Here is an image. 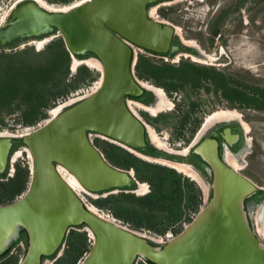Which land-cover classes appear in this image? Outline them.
Masks as SVG:
<instances>
[{
    "label": "water",
    "instance_id": "obj_1",
    "mask_svg": "<svg viewBox=\"0 0 264 264\" xmlns=\"http://www.w3.org/2000/svg\"><path fill=\"white\" fill-rule=\"evenodd\" d=\"M156 1L86 0L68 10H53L36 0H21L0 24L1 50L20 48V41L28 38L61 36L73 58L94 57L103 65L98 89L25 135H0V173L9 171L17 139L32 155L27 191L0 204V256L25 229L28 242L19 264H43L44 257L61 251L72 228L83 226L94 242L79 264H137L140 259L155 264H264V242L247 210V199L261 188L220 156L216 138L200 141L201 131L187 153L160 150L163 155H153L182 162L192 150L213 172L208 202L164 243L91 210L59 171V166L67 169L90 193H136L132 185L140 187L135 170L113 164L91 134L141 154L151 140L148 125L131 110L128 99L145 90L136 75V47L159 54L171 48L174 26L149 16V4ZM223 137L232 146L241 135L226 128Z\"/></svg>",
    "mask_w": 264,
    "mask_h": 264
},
{
    "label": "rangeland",
    "instance_id": "obj_2",
    "mask_svg": "<svg viewBox=\"0 0 264 264\" xmlns=\"http://www.w3.org/2000/svg\"><path fill=\"white\" fill-rule=\"evenodd\" d=\"M20 1L1 0V12L3 14H9L5 21L9 18L13 8ZM46 1L52 4H56L57 6H64L68 5L71 2H74L75 0L69 2H65L62 0ZM172 1L173 0H169L163 4V6L161 7L162 13L161 11L158 12V14H160L159 19L173 23L174 25L179 27L180 30L178 31V33L183 39L196 42L198 46H200L208 54L212 55L208 58L206 57L201 59H195L196 55H192V57L182 56V59H178L176 64H180L183 61H188L190 63L215 68L218 71L229 75V77L234 79L236 83H243L239 85L240 87H244L246 90L250 89L251 91V88H256L257 86L264 87V0H246L245 3H242L240 5L238 0ZM5 21L3 23L0 22L1 26L5 24ZM213 29H218V32L216 34H213ZM59 37L61 36L54 37L53 35L45 37L43 39L28 38L20 41V48L14 50L17 51L25 47H38L37 49H43L50 41ZM46 38L51 39L49 40V42L46 41L45 44L41 48H39V44L36 42V40H44ZM136 51L138 57L140 56V54H144L148 57L159 60V58H157L156 56L154 57L147 51L139 49L138 47H136ZM76 58L83 61L86 60L80 59L79 57ZM81 65L87 64L82 63L78 65V67ZM71 67H73V65ZM78 67L75 70L72 69V72L76 73ZM87 67H89V69L93 71L95 80L82 85L79 89L74 90L73 92H70L66 97L58 98L47 109V118L37 121L34 125H24L19 119L20 111H17L16 113L7 115L5 117L4 122H2L4 124H0V131L9 130L13 134L16 133L14 135H18L19 133H23L27 130L32 131L40 124H43L46 119L51 118L52 109L58 107L60 103H68L70 99L82 98L85 95L92 93L94 87L97 85V81L102 76V72L98 68L90 67L89 65H87ZM139 79L143 82L148 81L152 83V81L150 80H145L142 78ZM162 88H164L168 97L173 101V106L171 110L167 109L161 112L163 113V116L160 120H155V118H159L161 114H159V116H156L157 114H152L151 112L145 110L143 107L139 106L138 102L133 101L135 113L139 115L147 125L153 127L154 131H156L159 137L162 138V141L168 142V145L172 147L180 143H182L183 146H186L184 144V141H188L189 144L195 139L197 134L202 130L206 122V118L210 113L220 109L237 110L240 113L239 120L244 125L242 134L243 139L246 138L248 144H246L245 151L243 152L241 158H238L236 155L232 154L228 149L225 152V157L226 159H228V155H232L233 158L237 160V164L240 166L239 171L246 175L249 179H251L257 186L264 188L263 108H257L245 104L241 105L240 101H236L234 105H231L230 101L224 97V93L222 92V90L220 89L216 91L214 85H212L211 89H208L206 88L205 84L197 87L187 84L184 86V88L177 90L175 89L172 90V92H169L165 87ZM246 124L248 128L246 127ZM91 138L100 148V150L103 151L105 156L111 161V159L109 158V154L116 153L115 150L112 149L111 145L118 144L113 143L111 139L95 133L91 134ZM19 149L22 151L21 155L14 158L15 152ZM127 151L133 153L135 156L147 162L162 165L168 168H173L172 166L164 164L156 159L143 156L137 153V151L135 150ZM19 162L23 165H28L29 167H31L32 164L28 150H26L22 146L13 151L10 157V168L7 173L8 176H12L15 173L16 164ZM111 162L114 164L113 161ZM230 164L234 166L233 163ZM131 169L135 170L134 168ZM173 169H175L179 174L182 175L181 184L185 191H188L189 188L192 189L191 182H195V186L200 188L198 200H201V203L198 204L196 208L194 205V203L196 202L191 203L184 200L183 196L179 197L176 194V177L173 174L166 175V191H168L167 193H169L168 201L171 203L172 207H174L175 211H177V214L179 213L175 218L177 220L174 222V226H172V229L175 230L174 235H176L195 218L199 210L208 202L211 194L212 178L211 176H209V174L202 177L196 171L204 179L203 181L206 182L204 183L207 185V190H204L203 185H201L198 180L190 177L183 172L178 171L176 168ZM187 177L189 178V182L185 180V178ZM136 178L138 179L137 175ZM139 181L146 183L147 188L143 191H140L139 188L136 192L137 195H144L153 190V185L150 180ZM29 184L30 181L27 184V189L29 187ZM114 192L118 193L119 191ZM83 194L89 205H95L93 203V199L101 197L102 195H109V193L97 194L89 192H83ZM263 200L259 201V203L251 202L250 205L248 204V212L251 218V222L262 242H264V234L260 232V225H262L263 223V219L261 218H264V214L261 213L263 211L261 207L264 205ZM125 224H127L131 229L145 233L149 237L151 236V238L155 239V241L159 243H164L160 235L154 233L151 230L136 229L130 223ZM73 230L79 233L86 232V235L88 236V251H85L83 253V255L77 261V264H79L80 261L85 258V256L91 249L92 243L94 242V237L90 235V232H88L85 227L72 228L61 251L55 257L45 258L43 264H55L58 259L65 254L66 250L69 248V241L72 236ZM26 247V240L20 241L15 247H13V249L7 256L0 259V264H19L21 258L24 256ZM140 262L141 259L137 264H140Z\"/></svg>",
    "mask_w": 264,
    "mask_h": 264
},
{
    "label": "trees",
    "instance_id": "obj_3",
    "mask_svg": "<svg viewBox=\"0 0 264 264\" xmlns=\"http://www.w3.org/2000/svg\"><path fill=\"white\" fill-rule=\"evenodd\" d=\"M238 1L240 5L245 0ZM217 32L218 29H213V34ZM72 60V54L63 37L53 39L43 49L25 47L17 51L0 50V124L7 115L20 111L21 122L24 125H34L48 117L47 109L58 98L66 97L70 92L95 80L93 71L87 65L79 66L77 72L73 73ZM135 69L139 78L152 80L169 92L182 89L187 84L196 87L205 84L208 89L214 85L216 91L222 90L231 105L240 101L241 105L264 109V87L257 86L251 88V91L246 90L239 85L243 83H236L229 75L215 68L188 61L170 64L140 54ZM162 116L163 114L155 120H160ZM19 145H23L21 139L16 140L12 151ZM111 147L116 152L109 154L111 161L125 169L134 168L139 180L151 181L153 190L144 195L119 191L93 199V203L100 209L110 211L124 223L132 224L136 229H148L159 235H164L169 230L175 232L172 226L179 213L177 214L168 201L166 175L173 174L176 177V194L179 197L183 196L186 201L196 202L194 203L196 208L201 203V200H198L200 188L192 181V189L185 191L181 184L182 175L175 169L147 162L121 146L112 144ZM7 172L8 168L6 172L0 173V204L16 200L27 190V184L31 181V168L28 165L19 162L12 176H8ZM185 180L189 182L188 177ZM81 227L83 226L77 228ZM19 239L28 242L25 229L21 231ZM13 247L15 243L0 256V259L7 256ZM87 247L86 232L79 233L73 230L69 248L55 264H77L83 253L88 251ZM140 264L155 263L141 260Z\"/></svg>",
    "mask_w": 264,
    "mask_h": 264
},
{
    "label": "flooded vegetation",
    "instance_id": "obj_4",
    "mask_svg": "<svg viewBox=\"0 0 264 264\" xmlns=\"http://www.w3.org/2000/svg\"><path fill=\"white\" fill-rule=\"evenodd\" d=\"M166 1H169V0H158V1L154 2V3L149 4V7H148L149 16L151 18H153V19L157 18V16H155V15H159L160 16V14H158V12L161 11V7L163 6V4ZM245 2H246V0L244 1V3ZM153 13H155V14H153ZM161 13H162V11H161ZM156 20L164 22V23L167 22V21H164V20L159 19V18L156 19ZM170 24H172L174 26V28H175V34H174V37H173V40H172V44H171L170 50L165 52V53H162V54L151 52V51H147L148 53H150L154 57L156 56L157 58H159V60H157V61H164V62H168L170 64H176L178 59H182V56L192 57V55L193 56L196 55L195 59H197V58L200 59V58H205L206 57V55H204L205 53H207L205 50H203L197 44L188 43V41H190V40H185L179 35L178 30H177V26L174 25L173 23H170ZM193 60H194V58H193ZM198 62H200V61H198ZM145 80H148V79H145ZM150 81H152V80H150ZM151 84L155 85V83L153 81H152ZM144 89L145 90H144V92H143V94L141 96H139V97H134V96L133 97H129L128 100H132L134 102L142 103L143 105H146V106H154V105H156L158 103V101H159L158 100L159 99V95L154 90L148 88L145 85H144ZM161 112L162 111H159L156 116H159V114H163ZM225 121L226 120H219V121H216L213 124H211V126L206 131H204V133L201 134L200 141L203 140L206 137L216 138L218 140V142H219L220 156L222 158H225V152L227 151V149L232 154L236 155L238 158H241L242 155H243V152L245 151V146H246V144H248L247 139L246 138L243 139V135H242L243 134V129H244L243 126L244 125L241 123V121L239 119H231V120L228 121V123H225ZM226 128H231L233 133H237V134L241 135L240 139L232 146L227 145L226 140L223 137L224 134H225V129ZM199 133L197 134L196 137H198ZM196 137H195V139H196ZM195 139L193 141H195ZM150 141H149V144H148L147 148L142 151V153L144 155L146 154L145 156H153V155L157 154V152L159 153V155H163L162 151L163 150H168L166 148L157 146L156 144H154L152 142V140H150ZM193 141L188 144V141L185 140L184 144L186 146H183V144L180 143V144H178L176 146H173V147L171 146L172 147L171 149L173 150V152L174 151H179L180 152V151H182V149L184 150V149H186L188 147L193 148L194 147L192 145ZM15 144H16V141H15L14 145ZM19 147H21V145H19ZM18 148H16V149H18ZM151 149H154V151L151 150ZM160 150H162V151H160ZM169 151H171V150H169ZM179 154H184V153H179ZM180 160L182 161L181 163H185V164L189 165L190 168L193 167L194 169L193 168L192 169L194 171H197L202 177L207 176V174H209V176H211V178H213V172H212L211 167L199 155L193 153L192 150L190 151V153L188 154V156L186 158H180ZM139 188L140 187H136L135 185H132V187H131V189H133V190H138ZM260 188L261 189H259L258 192H256V194H254L253 196H251V197H249L247 199V210H249L248 206L250 205L251 202L259 203V201L264 199V188H262V187H260ZM263 203H264V200H263ZM261 209L264 210V205L261 207ZM249 217H250V215H249ZM250 220H251V218H250ZM20 241H22V240L19 239L17 242H15V246Z\"/></svg>",
    "mask_w": 264,
    "mask_h": 264
},
{
    "label": "bare ground",
    "instance_id": "obj_5",
    "mask_svg": "<svg viewBox=\"0 0 264 264\" xmlns=\"http://www.w3.org/2000/svg\"><path fill=\"white\" fill-rule=\"evenodd\" d=\"M20 1V0H19ZM39 4L43 5L44 7H47L49 9H53V10H68L70 8H72L73 6L75 5H78L80 3H82L83 1H86V0H75L74 2H71L69 3L68 5H64V6H57L56 4H52V3H49L47 2L46 0H36ZM15 6V5H14ZM2 10V8L0 9ZM153 12V11H152ZM151 13V12H150ZM155 14V13H153ZM9 14L6 13V14H3L1 11H0V22L3 23L5 21V19L7 18ZM154 16V15H153ZM156 16V15H155ZM170 23V22H168ZM177 30L179 31L180 28L177 27ZM51 38H46L44 40H36V42L39 44V48H41L46 41L49 42ZM34 41V40H33ZM188 43L190 44H196V42L194 41H188ZM38 48V47H37ZM204 55H206V57H210L212 56L211 54H208V53H205ZM205 57V58H206ZM214 57V56H213ZM196 58V57H195ZM201 59V58H200ZM82 63H85L87 65H89L90 67H94V68H98L102 74H103V65L101 64V62L97 59V58H88L86 60H79L78 58L74 57L73 58V62H72V65H73V69L75 70L76 67H78V65L82 64ZM143 82V81H142ZM102 83V76L101 78L97 81V85L94 87L93 91H95L96 89H98L100 87ZM143 84L145 86H147L148 88L154 90L158 95H159V101L156 105L154 106H146V105H143L141 103H139V106L143 107L144 109H146L147 111L151 112L152 114H157L159 111H164V110H167V109H170L172 108L173 106V101L168 98V96L166 95L164 89L162 87H159V86H156V85H153L149 82H143ZM86 93V92H85ZM89 95V94H88ZM86 96V95H85ZM72 98V97H71ZM79 99V98H78ZM77 99H70L68 103H60L58 107H55L52 109L51 113H52V116H55L57 115L58 113H60L62 111V109L67 105L69 104L70 102H73V101H76ZM129 103V107L131 108V110L133 112H135V108L133 106V101L130 100ZM50 113V114H51ZM240 113L237 111V110H230V109H227V110H217V111H214L212 113H210L207 118H206V122L203 126V129L201 131V134L211 126V124H213L214 122L216 121H219V120H231V119H235V118H240L239 117ZM50 119V118H48ZM46 119V121L48 120ZM246 127H247V124H246ZM248 128V127H247ZM148 129H149V134L151 136V140L152 142H154V144H156L157 146L159 147H163V148H166L168 150H171L173 151L171 148L170 145H168L169 143L168 142H165V141H162V138L159 137V135L157 134L156 131H154L153 127H150L148 125ZM27 130V129H26ZM30 130H27V131H24L23 133H19L18 135H25L26 133H28ZM13 133L10 132L9 130H4V131H0V135H12ZM16 134V133H14ZM105 137V136H104ZM107 138V137H106ZM248 142V141H247ZM186 148V147H185ZM26 150H28L29 152V155H30V158H31V161H32V155H31V152L30 150L27 148ZM130 150H133V149H130ZM175 150V149H174ZM189 150V147L186 148V149H182V151H174V152H177V153H187ZM22 151L19 149L15 152V156L14 158L18 157L19 155H21ZM138 153V152H137ZM141 154V153H139ZM143 156H145L144 154H141ZM146 157H149V158H152V159H156L164 164H167V165H170L172 166L173 168H176L178 171L180 172H183L187 175H189L190 177L198 180L200 182L201 185H203L204 187V190L206 189L207 190V185L205 184L206 182L203 181L204 179L196 172L194 171L192 168L189 167V165L185 164V163H181V162H176V161H173V160H168V159H163V158H155V157H151V156H146ZM235 157V156H234ZM226 159V157H225ZM227 163H233V167L237 170H239L240 166L237 164V160L235 158H233L232 155H228V159H226ZM32 165V164H31ZM231 165V164H230ZM232 166V165H231ZM59 171L60 173L63 175V177L67 180V182L71 185V187L78 193L80 192H83V191H87L84 186L80 183V181L72 174L70 173L67 169H65L64 167L62 166H59ZM205 182V183H204ZM147 188V184L146 183H143V182H140V191H143ZM90 209L93 210L94 212L96 213H99L101 215H104L103 211L100 210L99 207L93 205V204H90L89 205ZM263 210V209H262ZM262 214H264V210L261 212ZM108 216V214H105ZM263 219V223L262 225H260V232H262L264 234V218H261ZM90 232V230H89ZM90 235L92 237H94L93 233L90 232ZM151 237V236H150ZM83 260V259H82Z\"/></svg>",
    "mask_w": 264,
    "mask_h": 264
},
{
    "label": "built area",
    "instance_id": "obj_6",
    "mask_svg": "<svg viewBox=\"0 0 264 264\" xmlns=\"http://www.w3.org/2000/svg\"><path fill=\"white\" fill-rule=\"evenodd\" d=\"M2 7L0 6V9H1ZM1 11V10H0ZM159 18V15H157V18L156 19H158ZM35 129V128H34ZM32 166V165H31ZM83 192H88V191H83ZM83 192H78V194H79V196L83 199V201L87 204V205H89L88 203H87V201H86V199H85V197L83 196L84 194H83ZM101 211H103V213H104V215L105 214H108V216L109 217H114L113 216V214L110 212V211H106V210H104V209H100ZM175 233H174V231H172V230H169L167 233H165L164 235H160V237H161V239L164 241V242H166V241H168L169 239H171L172 237H174L175 235H174Z\"/></svg>",
    "mask_w": 264,
    "mask_h": 264
}]
</instances>
